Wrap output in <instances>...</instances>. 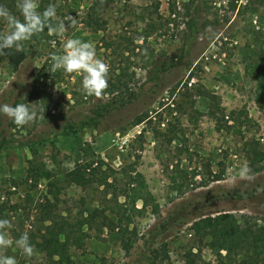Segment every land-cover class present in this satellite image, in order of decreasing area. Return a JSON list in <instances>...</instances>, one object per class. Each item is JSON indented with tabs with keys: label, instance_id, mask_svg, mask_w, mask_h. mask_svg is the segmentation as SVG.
<instances>
[{
	"label": "rangeland",
	"instance_id": "1",
	"mask_svg": "<svg viewBox=\"0 0 264 264\" xmlns=\"http://www.w3.org/2000/svg\"><path fill=\"white\" fill-rule=\"evenodd\" d=\"M49 1L56 7L54 26L68 17L75 23L64 36L48 32L40 42H22L15 48V55L22 54L15 67L0 59V105L26 103L37 114L19 127L0 113V219L11 221L10 239L27 232L35 248L29 258L13 243L0 255L17 264H58L36 247L44 217L51 212L71 219L103 203L101 187L81 189L64 178L76 164L93 159L102 170L115 171L117 193L125 172L140 173L151 202L131 217L123 238L129 248L116 231L104 229L98 237L90 232L82 250L68 247L64 264H150L154 258L184 264L187 252L197 264H216L207 238L192 235L191 218L224 211L264 225V191L258 192L264 170L256 172L264 165V105L256 103L255 85L243 76L250 32L264 35V0H121L97 14L90 11L94 0ZM89 16L100 31L86 26ZM191 16L196 28L187 25ZM5 29L0 19V32ZM66 38L94 43L110 66L100 98L85 94L82 75L52 71L50 55L62 54ZM42 69L54 76L36 81ZM32 87L35 100L26 97ZM97 107L107 113L94 126L58 135L66 124L86 123ZM216 107L224 117L217 113L214 120L208 110ZM140 114L148 118L130 126ZM245 163L254 181L239 179Z\"/></svg>",
	"mask_w": 264,
	"mask_h": 264
},
{
	"label": "trees",
	"instance_id": "2",
	"mask_svg": "<svg viewBox=\"0 0 264 264\" xmlns=\"http://www.w3.org/2000/svg\"><path fill=\"white\" fill-rule=\"evenodd\" d=\"M115 1L121 0H94L90 6V11L92 14L100 13ZM16 3L17 0H0V5L8 8L13 15L22 20L23 17L19 15L20 12L16 7ZM39 3V10L42 12L50 4V1L39 0ZM231 9L234 8L231 7ZM195 11L197 12L196 7L193 12ZM193 12L190 14L192 15ZM169 13L173 15L174 9L170 8ZM51 23L53 24V21ZM85 24L94 32L101 30L98 21L92 16L88 17ZM187 25L189 28H196V18L191 16ZM47 38L48 30L46 28L42 33L34 35L27 41L40 42ZM247 48L248 56L244 65L243 76L255 85L256 103L264 105V35L257 31L250 32ZM14 52L15 47L5 50V55H0V59L11 60L12 67H15L20 62L22 54L17 56ZM53 76L54 74L52 73L46 76L42 69L35 80L37 81L41 77L48 79ZM112 86L114 87V85ZM117 86L116 89H118ZM109 92L110 90L107 91V93ZM36 96L37 93L33 87L26 95L30 100H35ZM221 111L218 107L214 111L209 109L208 115L216 120V114L219 113L223 118L224 115ZM106 113L102 107H97L93 111V116L86 123L81 122L78 125L66 124L58 132V135H78L86 126H94L97 120ZM147 118L148 116L140 114L131 120L130 126H136ZM169 141H172V138ZM28 147L30 153L34 155V149L30 146ZM253 155L255 156V153ZM256 159L259 164L260 157L257 156ZM101 166V163H98L96 160H83L64 174L65 180L75 187L86 189L90 188L93 184L101 187L104 199L99 207L92 208L88 213L80 211L76 216L71 217V219H69V215L60 216L47 212L44 217L47 225L44 227L39 243H36L38 251L45 258L49 260L56 258L53 262L58 264L67 263L68 247L81 249L84 241L91 237L90 232H93L94 237H98L104 229L107 231L116 230L122 239L121 245H124L125 249L129 248L123 242V238L129 232L128 227L132 224L131 217L134 214L143 212L151 202V197L146 191L142 175L134 169L125 172L123 175L124 188L120 193H117L115 171L110 169V167H105L102 170ZM263 170L264 165H258L256 172ZM26 173L29 179V171ZM108 195L109 198H105ZM118 196L123 198L122 202L117 201ZM136 202H140L139 208H136ZM46 204L48 203L46 202ZM214 213L215 215L213 216L201 214L191 218L190 221H192V235L207 238L206 246L214 255L216 264H264V225H256L255 218L250 215H240L236 219L232 214L225 213L224 211H216ZM170 221H173V218ZM157 234H154L153 237L155 238ZM150 264L160 263H157L154 258L150 261ZM184 264H197L195 254L191 252L185 253Z\"/></svg>",
	"mask_w": 264,
	"mask_h": 264
},
{
	"label": "clouds",
	"instance_id": "3",
	"mask_svg": "<svg viewBox=\"0 0 264 264\" xmlns=\"http://www.w3.org/2000/svg\"><path fill=\"white\" fill-rule=\"evenodd\" d=\"M16 7L23 19L13 15L8 8L0 5V19L6 24V29L0 32V55H5V50L15 47L18 51L22 42L30 40L34 35L42 33L46 28L50 34L64 36L68 28L75 23L73 17H68V23L60 22L53 25L51 21L56 17V7L49 4L42 12L39 0H17ZM52 71L62 70L67 74L82 75V88L89 97L100 98L108 88V75L110 66L97 56L94 43L85 42L80 38H66L62 54H51ZM3 113L13 121L16 126L23 127L37 118L35 111L26 103L15 105H0ZM241 180L254 181L256 176L252 173L247 163L239 170ZM264 191V189H258ZM13 227L8 219H0V249H6L15 244L22 254L32 257L35 254L34 245L30 242L27 232L13 241L9 238L8 230ZM0 264H17L12 256L0 255Z\"/></svg>",
	"mask_w": 264,
	"mask_h": 264
},
{
	"label": "crops",
	"instance_id": "4",
	"mask_svg": "<svg viewBox=\"0 0 264 264\" xmlns=\"http://www.w3.org/2000/svg\"><path fill=\"white\" fill-rule=\"evenodd\" d=\"M113 231H116V230H113ZM117 232V231H116ZM118 233V232H117ZM100 236V235H99ZM90 238H88V239H86L85 241H84V243H83V246H82V248L81 249H77V250H82L83 248H84V245L86 246V241L87 240H89ZM94 252H96L95 250H93ZM96 254V253H95Z\"/></svg>",
	"mask_w": 264,
	"mask_h": 264
}]
</instances>
